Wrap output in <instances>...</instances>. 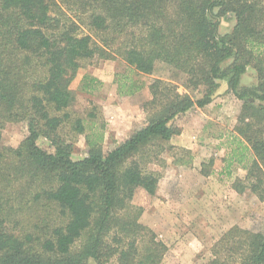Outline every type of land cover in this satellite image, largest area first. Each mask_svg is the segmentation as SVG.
Masks as SVG:
<instances>
[{"label":"trees","instance_id":"1","mask_svg":"<svg viewBox=\"0 0 264 264\" xmlns=\"http://www.w3.org/2000/svg\"><path fill=\"white\" fill-rule=\"evenodd\" d=\"M61 1L77 14L67 15L56 0H0V138L9 122L27 126L17 146L0 145V264H162L166 244L140 221L147 202L132 200L155 196L159 176L143 165L161 161L163 142L181 132L175 121L209 103L219 79L241 101L222 171L241 165L245 175L232 188L264 200V0ZM89 1L103 5L89 10L87 27L109 30L112 45L99 38L100 46L79 28L80 6ZM228 12L235 22L221 34ZM96 52L125 62L114 79L119 96L139 92V75L153 73L157 62L184 73L198 96L155 78L141 127L108 151L102 132L91 130L87 154L73 158L63 125L73 135L86 126L66 111L75 101L70 83ZM247 66L256 71L252 87L240 86ZM83 80L87 92L98 83ZM41 137L49 148L39 145ZM213 162H201L200 173L209 174ZM210 251L209 264H264V231L232 225Z\"/></svg>","mask_w":264,"mask_h":264},{"label":"rangeland","instance_id":"2","mask_svg":"<svg viewBox=\"0 0 264 264\" xmlns=\"http://www.w3.org/2000/svg\"><path fill=\"white\" fill-rule=\"evenodd\" d=\"M56 4L71 17L77 14L68 9L69 3L66 1L56 0ZM95 4L89 1L84 7L80 6L84 9V15L78 24L83 32L93 35L98 44L103 46L99 38L113 40V34L109 30L94 33L86 24L92 6L103 5L99 2ZM234 22L233 13H226L220 18L219 33L230 32ZM112 40H108L109 45H112ZM231 61L232 57L228 58L223 67ZM125 67L121 57L103 58L98 52L92 58L81 61L70 83L75 101L66 111L72 118L81 117L86 130L73 135L68 132L65 123L61 131L73 144V158H82L87 154L85 135L91 130L102 132V150L108 151L134 129L141 127L146 121L142 103L149 99L148 84L155 78L172 82L179 93L198 96L196 90L187 87L184 73L162 62L156 63L153 73L139 75L145 83L139 92L119 96L115 74ZM85 75L98 80L90 92L82 89ZM217 83L209 103L203 107L194 105L175 121L181 129L179 139L174 135L163 142L164 149L159 156L161 161L143 165L145 171L159 176L155 196L146 199L137 194L132 200L133 203L147 202L140 221L154 230L166 244L167 251L162 264H209L211 245L235 224L254 231H264V200L258 199L249 190L237 193L232 188L235 178L244 177L245 169L239 164H232L229 174L222 171L225 165L223 158L228 151L227 139L236 124L241 101L229 91L226 79H219ZM256 83V71L247 66L241 75L240 86L252 87ZM91 112L94 117L89 116ZM26 133L25 120L9 122L2 129L0 145L15 147ZM38 143L44 149L49 148V141L45 138L41 137ZM211 157L214 162L209 174H201V162ZM179 212L183 218L186 216L185 220L179 218ZM88 264L94 263L89 261Z\"/></svg>","mask_w":264,"mask_h":264},{"label":"crops","instance_id":"3","mask_svg":"<svg viewBox=\"0 0 264 264\" xmlns=\"http://www.w3.org/2000/svg\"><path fill=\"white\" fill-rule=\"evenodd\" d=\"M178 136H180V135H176L177 139H179ZM171 139H172V138H171ZM175 139H176V138H175ZM180 140H181V139H180ZM171 141H172V140H171ZM173 142H174V141H173ZM199 163H200V162H199ZM198 166H199V165H198ZM199 169H200V168H199ZM185 217H186V216H185ZM185 217L183 218V216H182V215L180 214V212H179V218H180V219H184V220H185V219H186ZM188 219H189V218H188ZM179 222H180V221H179ZM179 225H180V224H179Z\"/></svg>","mask_w":264,"mask_h":264}]
</instances>
